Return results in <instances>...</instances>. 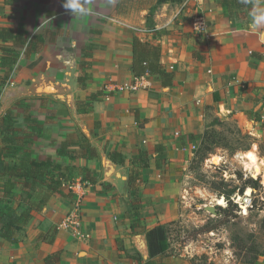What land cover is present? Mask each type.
Wrapping results in <instances>:
<instances>
[{
  "label": "crops",
  "instance_id": "crops-1",
  "mask_svg": "<svg viewBox=\"0 0 264 264\" xmlns=\"http://www.w3.org/2000/svg\"><path fill=\"white\" fill-rule=\"evenodd\" d=\"M179 1L167 0L154 15L172 86L148 76L151 87L131 93L114 86L133 80V40L147 36L157 0H93L92 13L83 17L66 12L63 0H0V34L15 35L0 37V169L23 157L50 159L70 168L69 183L83 181L78 172L87 168L95 179L83 181L88 241L58 229L73 201L53 195L31 213L18 242L0 238V264H139L133 252L147 261V232L177 219L184 158L201 146L208 107L244 114L257 104L264 110V29L252 26L248 13L230 20L214 0ZM199 13L209 37L193 29ZM19 33L25 45L17 43ZM5 49L19 55L12 69L1 65ZM84 61L90 66L83 71ZM84 140L97 157L88 158ZM65 142L73 147L61 157ZM140 151L149 161L138 168L142 186L135 202L129 179ZM112 152L125 164L113 162ZM23 187L17 184L18 195L28 193ZM4 199L0 192L2 210ZM20 203L10 209L23 208Z\"/></svg>",
  "mask_w": 264,
  "mask_h": 264
},
{
  "label": "rangeland",
  "instance_id": "rangeland-1",
  "mask_svg": "<svg viewBox=\"0 0 264 264\" xmlns=\"http://www.w3.org/2000/svg\"><path fill=\"white\" fill-rule=\"evenodd\" d=\"M256 107L244 114L215 108L207 111L206 130L214 136L207 143L213 150L204 159L197 154L198 148L193 150L194 156L184 158L178 216L168 224L173 255L162 263L203 264L202 256L207 257L206 264H248L264 259V110ZM249 179L258 180L259 187H245ZM215 187L236 188V206ZM206 207L227 212L217 209L213 215Z\"/></svg>",
  "mask_w": 264,
  "mask_h": 264
},
{
  "label": "trees",
  "instance_id": "trees-1",
  "mask_svg": "<svg viewBox=\"0 0 264 264\" xmlns=\"http://www.w3.org/2000/svg\"><path fill=\"white\" fill-rule=\"evenodd\" d=\"M167 0H157V7L162 5ZM218 6L227 8L229 11L230 20H239L249 12L250 6H244L240 3V0H214ZM156 6L151 10L147 16V36L145 38L134 37L133 40V64L131 67V72L133 77H142V76H152L159 79L163 87H171L173 84L174 75L167 71L165 65L162 63V33L156 29V23L154 21V15ZM151 36V38H150ZM1 38L13 39L15 35L12 31L0 34ZM16 41L20 45H25V40L23 39L22 33H19L16 36ZM91 48V47H90ZM32 49V46L29 45L27 49V54ZM9 50H4L3 60L1 65L7 69H12L13 65L17 63L18 54H8ZM91 50H84L85 58H91ZM9 55V56H8ZM12 55V56H10ZM90 62H82L81 69L83 71L88 69ZM81 84H84V78L80 79ZM92 101L96 100V96H92ZM209 110H212L213 107H208ZM258 119H261L260 116ZM215 122H220L217 120ZM213 140L214 136L212 133H209L207 130L204 133L203 141L201 146L198 148L197 154L202 156L204 159L207 156L209 151H212L213 148L208 145L207 140ZM10 142H13L9 140ZM72 144L70 142H65L58 151V155L61 157L68 156L70 153ZM81 148L86 152L88 158H95L98 156L97 150L92 147L87 141H82ZM160 146L157 148V151H160ZM246 150H249L247 147ZM160 154V152H159ZM110 158L113 162L124 165L125 160L122 158V155L118 152H112ZM4 156H0V163ZM149 161L148 153L145 151H140L137 157L133 160V172L129 179V185L131 189V196L135 202H138L139 189L142 186L141 180L142 177L139 173L138 168L147 166ZM4 169H0V192L5 196L6 200V209H0V238L5 239L8 242L16 243L19 241V235L24 231L28 220L31 217L33 211L41 210L44 205H46L51 198V196H58L60 198L71 199L72 194L70 192L66 193L64 188L72 180L73 174L70 172L69 167L61 166L55 164L52 160H37L31 159L28 157L20 158L16 163L13 164H4ZM92 170L83 169L78 172V175L82 176L83 181H88L91 183L95 182V179L91 176ZM140 181V182H139ZM23 183V190H26L28 193L17 194L16 186L18 183ZM259 181L249 179L246 182L245 187L252 186L254 189L259 187ZM226 186V185H225ZM245 187L240 190L241 193H244ZM216 190L220 191V195L225 198V200L231 205L236 206L233 203L232 197L236 192L235 189L228 187H215ZM10 198V200L8 199ZM21 197V198H19ZM21 202L26 205H23V208L20 207ZM19 202V209L16 208L10 209V206L15 202ZM135 206V205H134ZM12 207V206H11ZM135 213H139V207L135 206ZM219 212H227V210L219 207ZM212 230V229H211ZM210 230V231H211ZM170 238V229L169 225H160L151 230L146 234L147 247L149 258L147 261H144L141 255L137 253V256L134 257L139 264H163L162 261L164 258L172 257L171 246L169 242ZM121 249L122 246H121ZM193 262H196V258L192 259ZM200 263H207V257L202 256ZM255 262H249L248 264H256ZM213 264V263H210Z\"/></svg>",
  "mask_w": 264,
  "mask_h": 264
},
{
  "label": "built area",
  "instance_id": "built-area-1",
  "mask_svg": "<svg viewBox=\"0 0 264 264\" xmlns=\"http://www.w3.org/2000/svg\"><path fill=\"white\" fill-rule=\"evenodd\" d=\"M189 1V0H187ZM186 1V2H187ZM192 25L195 32L209 37V27L206 17L203 13H199L192 17ZM116 91L137 93L151 87L148 76L134 77L129 83L120 86H114ZM194 149H197L195 146ZM65 188L72 194V209L66 217L58 225V229L70 232L74 237L82 241H88L90 236L83 230L82 204L84 199L83 181L78 180L71 182ZM235 201V197H232Z\"/></svg>",
  "mask_w": 264,
  "mask_h": 264
},
{
  "label": "clouds",
  "instance_id": "clouds-1",
  "mask_svg": "<svg viewBox=\"0 0 264 264\" xmlns=\"http://www.w3.org/2000/svg\"><path fill=\"white\" fill-rule=\"evenodd\" d=\"M244 6H250V23L256 29H264V0H240ZM93 0H63V8L74 17H83L92 13ZM264 35V32H261Z\"/></svg>",
  "mask_w": 264,
  "mask_h": 264
},
{
  "label": "water",
  "instance_id": "water-1",
  "mask_svg": "<svg viewBox=\"0 0 264 264\" xmlns=\"http://www.w3.org/2000/svg\"><path fill=\"white\" fill-rule=\"evenodd\" d=\"M206 210L209 211L213 215H217L218 211L215 207H206Z\"/></svg>",
  "mask_w": 264,
  "mask_h": 264
},
{
  "label": "bare ground",
  "instance_id": "bare-ground-1",
  "mask_svg": "<svg viewBox=\"0 0 264 264\" xmlns=\"http://www.w3.org/2000/svg\"><path fill=\"white\" fill-rule=\"evenodd\" d=\"M214 162L217 164L218 162H219V158L217 157V158H215L214 159ZM262 179H263V182H264V174L262 175ZM248 193H250V191L248 192ZM222 203L224 204V202L222 201Z\"/></svg>",
  "mask_w": 264,
  "mask_h": 264
}]
</instances>
